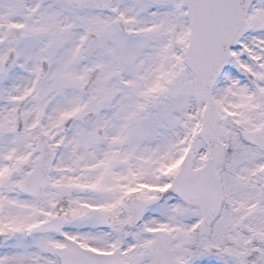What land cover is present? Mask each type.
Returning <instances> with one entry per match:
<instances>
[{"label":"snow or ice","instance_id":"1","mask_svg":"<svg viewBox=\"0 0 264 264\" xmlns=\"http://www.w3.org/2000/svg\"><path fill=\"white\" fill-rule=\"evenodd\" d=\"M0 264H264V0H0Z\"/></svg>","mask_w":264,"mask_h":264}]
</instances>
